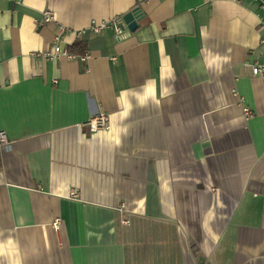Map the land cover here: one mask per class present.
Segmentation results:
<instances>
[{"label": "crops", "instance_id": "0c3cea01", "mask_svg": "<svg viewBox=\"0 0 264 264\" xmlns=\"http://www.w3.org/2000/svg\"><path fill=\"white\" fill-rule=\"evenodd\" d=\"M134 8V31L90 29ZM59 25L86 61L44 54ZM250 64L260 0H0V264H264Z\"/></svg>", "mask_w": 264, "mask_h": 264}, {"label": "built area", "instance_id": "2783aa9c", "mask_svg": "<svg viewBox=\"0 0 264 264\" xmlns=\"http://www.w3.org/2000/svg\"><path fill=\"white\" fill-rule=\"evenodd\" d=\"M261 1V6L264 8V0ZM55 20L54 13L51 10H46L43 14V17L40 19H37L38 26H44L48 22H52ZM108 27H113L117 33L118 36H121L124 34L126 30V25L123 21L122 17H115L109 20H102L100 22H97L93 20L92 24L90 25V29L98 34L101 33L104 29ZM70 32L69 28H67L64 25H59L57 28V32L53 38V44L52 47L46 50L44 54L48 58H58L62 55L67 56L70 59H78L82 62L86 61L90 57V53L88 51H85L84 53L80 55H75L72 52H70L68 49L63 48L61 46V38L62 34H68ZM78 35L81 34V32H77ZM252 66V73L253 75L257 76H264V64H250ZM243 112L246 116H250L252 114L249 107H244ZM83 125L87 126L90 130V132H95L100 129H108L110 127L109 124V117L104 113L101 112L98 115L90 118L86 123ZM10 143V138L5 130L0 129V147L6 146ZM121 210L124 209V205L121 204ZM124 223L129 224L130 218H125ZM60 220L57 219L54 222L55 228H59Z\"/></svg>", "mask_w": 264, "mask_h": 264}, {"label": "water", "instance_id": "95a60500", "mask_svg": "<svg viewBox=\"0 0 264 264\" xmlns=\"http://www.w3.org/2000/svg\"><path fill=\"white\" fill-rule=\"evenodd\" d=\"M140 13L138 8H134L123 16V21L130 31H134L138 28L139 19L142 16Z\"/></svg>", "mask_w": 264, "mask_h": 264}, {"label": "trees", "instance_id": "16d2710c", "mask_svg": "<svg viewBox=\"0 0 264 264\" xmlns=\"http://www.w3.org/2000/svg\"><path fill=\"white\" fill-rule=\"evenodd\" d=\"M69 51L72 53H84L86 48L80 42H75L70 48Z\"/></svg>", "mask_w": 264, "mask_h": 264}]
</instances>
